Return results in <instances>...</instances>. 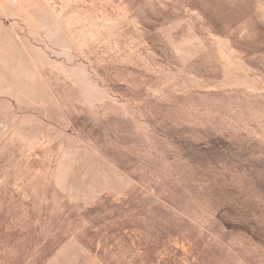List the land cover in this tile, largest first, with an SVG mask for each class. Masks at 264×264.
I'll return each instance as SVG.
<instances>
[{
    "label": "rangeland",
    "instance_id": "rangeland-1",
    "mask_svg": "<svg viewBox=\"0 0 264 264\" xmlns=\"http://www.w3.org/2000/svg\"><path fill=\"white\" fill-rule=\"evenodd\" d=\"M0 264H264V0H0Z\"/></svg>",
    "mask_w": 264,
    "mask_h": 264
}]
</instances>
